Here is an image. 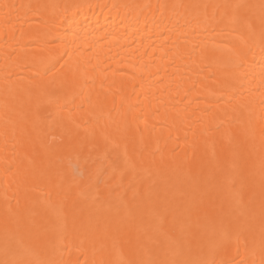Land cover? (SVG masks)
<instances>
[{"label":"bare ground","instance_id":"6f19581e","mask_svg":"<svg viewBox=\"0 0 264 264\" xmlns=\"http://www.w3.org/2000/svg\"><path fill=\"white\" fill-rule=\"evenodd\" d=\"M0 264H264V0H0Z\"/></svg>","mask_w":264,"mask_h":264}]
</instances>
